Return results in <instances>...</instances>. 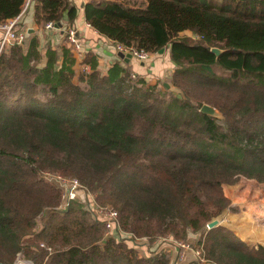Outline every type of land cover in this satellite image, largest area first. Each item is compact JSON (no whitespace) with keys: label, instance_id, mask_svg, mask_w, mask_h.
Masks as SVG:
<instances>
[{"label":"trees","instance_id":"16d2710c","mask_svg":"<svg viewBox=\"0 0 264 264\" xmlns=\"http://www.w3.org/2000/svg\"><path fill=\"white\" fill-rule=\"evenodd\" d=\"M24 3L0 0V18L17 17ZM30 6L36 30L0 51V262L21 254L33 264H179L171 257L183 254L190 264H264L262 246L224 226L206 228L229 209L224 185L242 177L264 184V0H89L80 7L115 51H168L167 83L177 93L132 79L120 60L101 73L81 41L75 52L52 45V31L73 29L78 17L70 0H29L23 18ZM178 29L203 39L173 38ZM211 48L222 53L216 58ZM194 50L213 61H195ZM74 55H83L88 71L76 72ZM204 104L223 119L201 113ZM41 171L77 179L117 211L126 234L105 237L85 195L57 210L61 192ZM28 237L36 251L24 245ZM160 240L170 250L138 251Z\"/></svg>","mask_w":264,"mask_h":264},{"label":"crops","instance_id":"0c3cea01","mask_svg":"<svg viewBox=\"0 0 264 264\" xmlns=\"http://www.w3.org/2000/svg\"><path fill=\"white\" fill-rule=\"evenodd\" d=\"M70 1L74 5H76L79 9L78 17L72 25L73 29H76V31L78 33V37L80 38L81 43H83L85 45L86 49L89 52H92L93 54H95L97 56V58H98V69L101 73L105 74L108 71L109 67L114 62H116L120 59L117 57V53L114 50V48H111L109 46V43H107V42L104 43L103 42L104 38L102 36H100L98 33H96L95 31H93L92 28L89 26V24L84 21L83 11L81 10L80 7L84 3L88 2L89 0H70ZM171 11L173 13H175L174 9H172ZM22 15L23 14H21V15L19 14L17 17H15L17 19L16 22H18L20 20H24V22H26V19H24ZM26 18H27V20H29V22H32L34 24L33 7L32 6L29 7V12H28ZM8 21L9 20H7L6 23ZM2 25H4V24L0 23V36L2 33V31H1ZM173 25L176 26L175 23H173ZM64 28H70V26H67ZM28 29L36 30V25H35V28L29 27V28H27V30ZM63 31L64 30L62 29L59 32V36L61 38V40L59 39V42L63 41ZM176 35L178 38H181V37L190 38L189 36L191 35V33L187 29H182V30L178 29L177 31H174V33L172 34V37L174 38ZM51 39H52V37H51ZM82 58H83V55L75 56L76 66L74 68H75L76 72H77V68H79L78 69L79 71H81V70L82 71L83 70L88 71V67H82V68L80 67V62H81ZM120 61H121L120 62L121 64L123 63V64H127L128 66H130L132 73H134L137 77L143 78L149 85H154L156 83V79L170 76V74L172 73V70L174 68V65L172 64V62L170 61V58H169V52L165 51V50L161 54L153 55L151 57V59L149 60V62H146V63L138 62L133 58L128 63H125L122 60H120ZM246 198L248 199L247 196H245L241 193L238 194L237 196L231 197L229 207L231 209H236V208H240V207L243 208V206H245V204H246V202H245ZM247 206H248V204H247ZM242 208L240 209L241 212H243ZM249 208H251V207H249ZM249 208H247V209L250 210ZM231 211H233V210H228V212H230L228 214L229 215L228 219H232V217L234 219V215L238 214L234 211L232 213ZM249 216H250V213H248V212L242 214V217H243L245 223L247 224V227L250 228V225H251V229H252L251 234L249 232L245 233L244 230L242 228H240L239 226L227 227V228L230 229L240 240H242L246 243L251 242V241H255V242H257L256 244L258 246H262L264 248V229L260 230L257 228V230H256L254 228V224L251 222V219L249 218ZM170 252H171V254H174L172 251H170Z\"/></svg>","mask_w":264,"mask_h":264},{"label":"rangeland","instance_id":"374dc122","mask_svg":"<svg viewBox=\"0 0 264 264\" xmlns=\"http://www.w3.org/2000/svg\"><path fill=\"white\" fill-rule=\"evenodd\" d=\"M8 4H9V2H4L2 5H5V6H3L2 9L5 10L8 7ZM28 12H29V10L25 13V17H24V19H26V22L23 23V28H22L24 30H27V28H29V27H31V28L34 27L35 28V24H33L32 22H29V20H27V18H26ZM5 15H8V14H5ZM168 18H169V16H168ZM7 20H10L9 17L4 16V17L0 18V23L1 24H5ZM170 23L171 22H168V28H169L170 32H173L174 29L170 26ZM13 31H19V30H16V28L14 26L13 27ZM20 31H22V30H20ZM52 32L54 33V35L52 36V39H50V40H51V43L53 45H56V44L58 45L60 43H64L65 44L64 38H63L62 42L61 41L59 42V39L61 40V38H60L59 33H58L57 30H53ZM38 34H40V33H38ZM39 37L41 38V35ZM41 40L43 41V44H45V42H44V40L42 38H41ZM191 56L197 62H206V63H209V62L213 61V58H214L213 55L207 54L204 51L201 52V51H198V50L192 51L191 52ZM78 69L79 68H77V72L79 71ZM169 77L170 76L156 79V84L159 87H160V84H162V83H163L164 86H165V84H167L168 88H170L172 91L177 93L178 90L174 89L173 87H171L168 84L169 83ZM45 172H49L51 174H55V173H53L51 171H45ZM40 179L43 182L51 184V185H54L56 188H58L56 183L53 184L52 181L49 182V181L45 180L43 178V176L41 175V173H40ZM60 192H61V190H60ZM223 193H224L225 197L227 196L226 198H228L229 201H230L231 197L237 196L240 193L245 195V196H247L248 199L246 198V201H245L246 204H245V206H243V208L240 207V208H236V209H231L229 207L230 209H228V210H233L234 212L238 213V214L234 215V219H233V217H232V219H228V217H229L228 214L230 213V212H228V210H226L221 216L215 218V219H218L220 221V225L219 226H224V227L239 226L240 228H242L244 230L245 233L249 232L251 234L252 233L251 225H250V228L247 227V224L245 223V221H244V219L242 217L243 213L248 212V213H250L249 218L251 219V222L254 224V228L256 230H257V228L260 229V230L264 229V184H260V183H257L255 181H253V180H248V179H245V178L242 177L234 185H224L223 186ZM90 194L95 199L94 195L92 193H90ZM61 199H62V193H61ZM247 204H248V206H247ZM246 207L247 208L251 207V208H249L250 210H248ZM241 208L243 209V212L240 211ZM233 211H231V212L233 213ZM42 218H44V217H42V216L39 217V219H42ZM120 234L123 235V233H120ZM29 238L30 237L25 238V240L23 242L24 245H27L31 251H36L37 249L34 246L29 245ZM136 241H139V240L136 239ZM173 242L174 241H172V243ZM247 243L249 244V246H254V247L258 246L256 244L257 242H255V241H251V242H247ZM175 244H177V243H175ZM170 247H171V244L169 242H166L165 240H160L158 242H155V244L152 245V246L148 247L147 244L143 243V245H140L137 248H138V251L140 252L141 255L146 256L147 254H149V251H151L150 249H152V250L157 249V251L165 249V251H166ZM173 257H171V259H172L171 262L178 261L179 264H190V262H188V259L185 260V261H182L180 259V257L177 258V256H176L174 259H173ZM17 261L18 262H24L26 264H33L32 261L26 260L25 258H23V256L21 254H19L17 256V259L15 260V262H17ZM205 263L209 264V262H207L206 260H205ZM210 264H213V263H210Z\"/></svg>","mask_w":264,"mask_h":264},{"label":"built area","instance_id":"2783aa9c","mask_svg":"<svg viewBox=\"0 0 264 264\" xmlns=\"http://www.w3.org/2000/svg\"><path fill=\"white\" fill-rule=\"evenodd\" d=\"M29 5V0H25V3L22 7L21 14H23L27 7ZM17 19H11L9 20L6 24L1 26V36H0V51L9 45L16 44V45H21L24 41L25 38V33L26 30H22L19 32L13 31V27L16 23ZM53 24L48 22L45 25V29H52ZM190 31V30H189ZM66 34V39L65 43L68 46H71L73 48V51H79L81 49V44L80 40L77 35V31L68 28L63 31ZM191 35L189 36L191 40L193 41H199L203 39L202 35L198 33H193L190 31ZM122 52V53H129L132 55V58L135 59L138 62L145 63L147 62L150 58L151 55L148 54L147 52L143 50H136L132 48H126L121 45H116V53ZM136 75L134 73L131 74V78L135 79ZM41 175L43 178L47 181H52L53 184L56 183L58 188L61 190L62 193V199L59 203V205L56 207L57 210H65L68 208L70 203L74 201L78 196L85 195L86 200L88 203V207L90 212L92 213V216L102 222L105 227V237L111 235V233L114 230H118L119 233H124L118 223V213L116 210L107 207V206H102L97 201L93 198V196L90 194V192L80 184V182L75 179V178H66L58 174H51L49 172H41ZM180 247H182L186 251H190L196 256L200 255L199 251H193L191 250L188 245L186 244H179L177 243ZM41 247H44L43 244L40 245ZM183 254H181L180 259H182ZM201 261L205 262L204 259H201Z\"/></svg>","mask_w":264,"mask_h":264},{"label":"water","instance_id":"95a60500","mask_svg":"<svg viewBox=\"0 0 264 264\" xmlns=\"http://www.w3.org/2000/svg\"><path fill=\"white\" fill-rule=\"evenodd\" d=\"M54 28L55 29H61L62 25L61 24H57V25L54 26ZM33 32H34V30H32V29L26 30L27 34H31ZM163 52H164V49L161 50L159 52V54H161ZM210 52L217 58L222 53V50H220L218 48H211ZM117 57L120 60L124 61L125 63H128L132 59V55L131 54H129V53L126 54V53H122V52H118L117 53ZM165 87L168 88V85L165 84ZM200 112L203 113V114L209 115V116H211L213 118L223 119V116L215 108H213L212 106L207 105V104L202 105V107L200 109ZM219 225H220V221L218 219H214V220H212L211 222H209L206 225V228L208 230H210V229H212L214 227H217ZM0 264H4V263L0 262ZM13 264H22V263L17 261V262H15Z\"/></svg>","mask_w":264,"mask_h":264},{"label":"bare ground","instance_id":"6f19581e","mask_svg":"<svg viewBox=\"0 0 264 264\" xmlns=\"http://www.w3.org/2000/svg\"><path fill=\"white\" fill-rule=\"evenodd\" d=\"M20 263H22V264H26V263H24V262H20Z\"/></svg>","mask_w":264,"mask_h":264}]
</instances>
